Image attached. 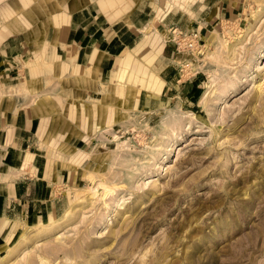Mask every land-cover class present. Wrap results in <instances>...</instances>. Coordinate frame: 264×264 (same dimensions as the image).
<instances>
[{"label":"rangeland","instance_id":"1","mask_svg":"<svg viewBox=\"0 0 264 264\" xmlns=\"http://www.w3.org/2000/svg\"><path fill=\"white\" fill-rule=\"evenodd\" d=\"M233 1L169 30V90L95 137L85 179L0 264H264V0Z\"/></svg>","mask_w":264,"mask_h":264},{"label":"crops","instance_id":"2","mask_svg":"<svg viewBox=\"0 0 264 264\" xmlns=\"http://www.w3.org/2000/svg\"><path fill=\"white\" fill-rule=\"evenodd\" d=\"M232 12L233 0H0V259L85 179L96 136L169 90V30Z\"/></svg>","mask_w":264,"mask_h":264},{"label":"built area","instance_id":"3","mask_svg":"<svg viewBox=\"0 0 264 264\" xmlns=\"http://www.w3.org/2000/svg\"><path fill=\"white\" fill-rule=\"evenodd\" d=\"M178 31L175 32L174 36H179V40L176 41V43L179 45V47L183 46V47H194L195 43H194V39H188V37L186 36H182V34L184 33L181 29H179L178 27L175 28ZM181 35V36H180ZM175 41V40H174Z\"/></svg>","mask_w":264,"mask_h":264}]
</instances>
